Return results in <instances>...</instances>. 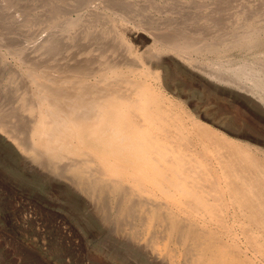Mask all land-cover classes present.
Instances as JSON below:
<instances>
[{
  "label": "bare ground",
  "instance_id": "6f19581e",
  "mask_svg": "<svg viewBox=\"0 0 264 264\" xmlns=\"http://www.w3.org/2000/svg\"><path fill=\"white\" fill-rule=\"evenodd\" d=\"M0 145L152 262L264 264V0H0Z\"/></svg>",
  "mask_w": 264,
  "mask_h": 264
},
{
  "label": "rangeland",
  "instance_id": "374dc122",
  "mask_svg": "<svg viewBox=\"0 0 264 264\" xmlns=\"http://www.w3.org/2000/svg\"><path fill=\"white\" fill-rule=\"evenodd\" d=\"M145 36L134 33L139 44ZM70 194L37 179L0 145V264H168L147 258L144 244L136 253L132 241L119 240L110 210L71 194L80 200L75 206Z\"/></svg>",
  "mask_w": 264,
  "mask_h": 264
}]
</instances>
